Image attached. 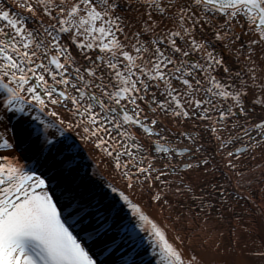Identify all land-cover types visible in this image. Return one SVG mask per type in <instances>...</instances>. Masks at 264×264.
<instances>
[{"label":"snow or ice","instance_id":"6c2138e0","mask_svg":"<svg viewBox=\"0 0 264 264\" xmlns=\"http://www.w3.org/2000/svg\"><path fill=\"white\" fill-rule=\"evenodd\" d=\"M0 264H264V0H0Z\"/></svg>","mask_w":264,"mask_h":264},{"label":"bare ground","instance_id":"6f19581e","mask_svg":"<svg viewBox=\"0 0 264 264\" xmlns=\"http://www.w3.org/2000/svg\"><path fill=\"white\" fill-rule=\"evenodd\" d=\"M83 154L85 156L83 163L88 165L89 171H91L90 166L93 161L87 159L88 152L86 149ZM235 179L237 178L233 177L234 181ZM253 188L256 198L259 199V185H254ZM238 210L243 211L242 209ZM165 215L167 214L165 213ZM229 224L231 227L236 228L239 232L237 220L231 217L221 221L209 218L207 223L204 221H197L195 225L190 222L183 221L182 224H178L177 227L183 226L192 232L191 240L187 242L188 247L195 248L197 252L202 253L206 259H214L218 258V253L223 251V249L228 246L229 242L234 241L235 239V237L231 236L229 232ZM193 229H195V231H193ZM221 233H223V235H221ZM217 244L221 245L219 250L215 247Z\"/></svg>","mask_w":264,"mask_h":264},{"label":"rangeland","instance_id":"374dc122","mask_svg":"<svg viewBox=\"0 0 264 264\" xmlns=\"http://www.w3.org/2000/svg\"><path fill=\"white\" fill-rule=\"evenodd\" d=\"M234 178H236V177H234Z\"/></svg>","mask_w":264,"mask_h":264}]
</instances>
